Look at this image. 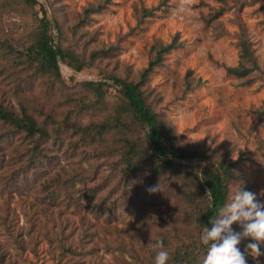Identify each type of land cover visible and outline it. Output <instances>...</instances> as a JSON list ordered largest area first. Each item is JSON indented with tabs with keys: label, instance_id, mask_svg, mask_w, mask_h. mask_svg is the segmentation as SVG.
<instances>
[{
	"label": "rangeland",
	"instance_id": "374dc122",
	"mask_svg": "<svg viewBox=\"0 0 264 264\" xmlns=\"http://www.w3.org/2000/svg\"><path fill=\"white\" fill-rule=\"evenodd\" d=\"M36 1L30 8L22 0H0V42L21 50L45 17L55 42L75 51L84 67L76 72L61 64V82H54L0 51V105L16 112L24 107L39 122L68 114L70 135L73 127L110 118L122 104L112 86L104 104L77 113L74 101L93 102L82 83L105 75L138 82L155 57L152 48L177 35L176 48L144 79L146 103L172 126L181 146L235 163L229 196L242 186L264 201V0ZM242 42L252 54L248 60ZM94 52L106 56L92 59ZM239 66L248 69L246 76L226 71ZM68 137L61 135L59 149L50 146L43 168L25 169L26 142L0 128V264H155L158 241L170 264L200 236L182 201L157 192L133 195L120 177L122 166L102 147L82 143L74 150L77 137ZM92 188L98 189L93 195ZM249 242L241 241L243 251ZM66 247L76 256H67ZM246 260L264 264V255Z\"/></svg>",
	"mask_w": 264,
	"mask_h": 264
},
{
	"label": "trees",
	"instance_id": "16d2710c",
	"mask_svg": "<svg viewBox=\"0 0 264 264\" xmlns=\"http://www.w3.org/2000/svg\"><path fill=\"white\" fill-rule=\"evenodd\" d=\"M22 1L30 8L37 3L36 0ZM54 36L47 19L42 17L38 19L37 27L28 33L26 44L21 50L0 42V51L8 58L21 57L22 62L32 67L36 74L48 75L54 82H61V64L80 72L84 62L75 51L57 44ZM176 38L177 35L169 44L152 48L155 57L142 72L138 82H127L105 75L99 81L82 83L83 89L92 94L93 102H86L82 98L74 101L77 113L104 104L108 89L112 86L116 87L122 104L115 105V111L108 119L73 127L71 134L77 138L70 144L74 150L81 148L82 143L84 147L86 144L95 150L102 147L110 159H115L116 164L122 166L120 177L130 185L133 195L137 196L142 191L146 194L157 192L169 200L176 198L182 201L194 232L201 234L204 227H212L210 220L228 202L235 163L214 159L200 147L181 146L172 126L145 101L141 90L144 79L154 66L161 63L165 54L176 48ZM104 53L94 52L91 58L100 59L106 56ZM251 55L246 42H242L241 56L248 60ZM226 71L237 77H244L248 73V69L242 66ZM261 115L264 116V111ZM71 122L68 114L61 121L49 115L39 122L24 107L16 112L0 105V128H8L26 142V147L20 153V159L26 158L22 159L25 169L43 168L49 163L47 152L51 150L50 146L59 149L62 146L61 135L71 138V134L67 135V130L73 126ZM196 160H212V163L199 166L194 163ZM156 186H159L158 191H149ZM96 190L92 188L88 193L93 195ZM209 191L211 198L207 197ZM84 198H87V194ZM77 200L80 202V199ZM90 203L91 200H88L86 204ZM207 247L196 237L190 241V246L177 250L170 264H202V256L206 254ZM64 252L67 256H76L71 247L64 248Z\"/></svg>",
	"mask_w": 264,
	"mask_h": 264
},
{
	"label": "clouds",
	"instance_id": "9594fccd",
	"mask_svg": "<svg viewBox=\"0 0 264 264\" xmlns=\"http://www.w3.org/2000/svg\"><path fill=\"white\" fill-rule=\"evenodd\" d=\"M158 190L159 186H156L149 191ZM207 197L211 198V191ZM210 223L212 227H204L199 236L201 244L208 246L202 264H247L246 255L253 259L264 255L261 251V245H264V201L259 200L256 193L239 187ZM233 225H239L241 231H234ZM242 240L251 241L243 252L239 248ZM152 247L161 249L155 255V264H167L169 252L163 250V241Z\"/></svg>",
	"mask_w": 264,
	"mask_h": 264
}]
</instances>
